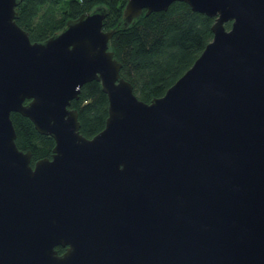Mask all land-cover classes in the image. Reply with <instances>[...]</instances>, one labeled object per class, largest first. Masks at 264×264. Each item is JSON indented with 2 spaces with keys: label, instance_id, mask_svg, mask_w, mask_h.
Returning a JSON list of instances; mask_svg holds the SVG:
<instances>
[{
  "label": "water",
  "instance_id": "95a60500",
  "mask_svg": "<svg viewBox=\"0 0 264 264\" xmlns=\"http://www.w3.org/2000/svg\"><path fill=\"white\" fill-rule=\"evenodd\" d=\"M20 1L0 0V264H264V0H184L213 38L152 101L111 39L175 0H128L108 29L99 5L44 41ZM93 79L109 114L89 137L70 105ZM12 111L55 138L51 157L31 163Z\"/></svg>",
  "mask_w": 264,
  "mask_h": 264
},
{
  "label": "trees",
  "instance_id": "16d2710c",
  "mask_svg": "<svg viewBox=\"0 0 264 264\" xmlns=\"http://www.w3.org/2000/svg\"><path fill=\"white\" fill-rule=\"evenodd\" d=\"M21 0L16 9L17 22L33 41H44L60 31L68 19L76 18L96 6L110 9L106 29L116 27L123 17L128 0ZM215 16L194 10L184 0H175L167 10L137 17L134 23L120 28L111 39V48L122 62L121 74L134 84L136 94L145 101L163 95L202 53L213 38ZM227 27L231 22L226 23ZM71 107L79 110L81 132L92 137L105 127L109 114L108 94L99 80L84 83ZM16 142L31 150V163L52 156L55 138L37 130L32 119L12 111Z\"/></svg>",
  "mask_w": 264,
  "mask_h": 264
},
{
  "label": "flooded vegetation",
  "instance_id": "af4514ba",
  "mask_svg": "<svg viewBox=\"0 0 264 264\" xmlns=\"http://www.w3.org/2000/svg\"><path fill=\"white\" fill-rule=\"evenodd\" d=\"M57 248L59 249V252L63 254L66 251L67 246L58 245Z\"/></svg>",
  "mask_w": 264,
  "mask_h": 264
},
{
  "label": "rangeland",
  "instance_id": "374dc122",
  "mask_svg": "<svg viewBox=\"0 0 264 264\" xmlns=\"http://www.w3.org/2000/svg\"><path fill=\"white\" fill-rule=\"evenodd\" d=\"M62 4L63 5H66L67 4V0H64Z\"/></svg>",
  "mask_w": 264,
  "mask_h": 264
}]
</instances>
